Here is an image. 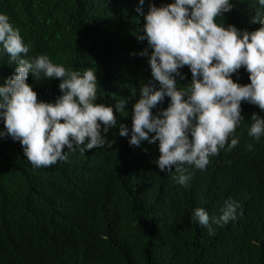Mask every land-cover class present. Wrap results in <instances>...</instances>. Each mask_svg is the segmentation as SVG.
Masks as SVG:
<instances>
[{
    "label": "trees",
    "instance_id": "trees-1",
    "mask_svg": "<svg viewBox=\"0 0 264 264\" xmlns=\"http://www.w3.org/2000/svg\"><path fill=\"white\" fill-rule=\"evenodd\" d=\"M173 2L0 0V13L29 47L25 58L47 55L81 74L96 69L94 102L115 106L123 98L128 111L117 113L103 146L65 149L66 159L40 168L6 135L0 117V264H264V135L257 140L248 134L253 114L264 119V111L242 101L243 120L233 134L238 144L210 157L204 170L184 165L190 177L184 185L175 169L158 168V142H128L139 87H160L148 57L139 55L152 51L139 39L144 14L150 5ZM229 2L231 10L218 23L240 31L260 26L253 22L264 15L258 0ZM14 71L0 45V86ZM179 71L184 78L175 79L182 89L192 77L187 66ZM231 78L250 83L243 66ZM26 82L39 101L55 102L61 95L58 79H36L29 72ZM121 124L128 136L119 135ZM232 201L239 204L236 218L215 223ZM196 208L209 215L211 232L193 219Z\"/></svg>",
    "mask_w": 264,
    "mask_h": 264
},
{
    "label": "clouds",
    "instance_id": "clouds-1",
    "mask_svg": "<svg viewBox=\"0 0 264 264\" xmlns=\"http://www.w3.org/2000/svg\"><path fill=\"white\" fill-rule=\"evenodd\" d=\"M258 3L264 7V0ZM231 8L229 0H174L160 7L150 5L144 14L139 39L146 40L152 51L139 55L148 57L152 78L160 87L150 83L139 87V98L130 112L128 142L136 147L142 141L158 142L155 163L160 171L175 169L180 173L177 180L181 185L190 178L183 174L184 165L204 170L210 157L226 145L231 150L238 144L233 134L243 120L242 101L264 111V15L253 17L258 28L240 31L217 22ZM0 45L9 63L15 65L14 74L0 86V117L6 135L19 141L32 166L49 167L66 159L65 149L85 151L103 146L110 128L117 125V113L128 112L123 98L115 106L94 102L99 85L96 69L88 68L81 74L53 63L47 55L25 58L29 47L3 13ZM184 66L192 78L178 89L175 77L184 78L179 71ZM242 66L250 80L243 86L231 78ZM29 72L36 79L60 81L61 95L55 102L38 100L26 82ZM165 96L170 98L168 106L154 114L152 109ZM251 121L248 134L258 140L264 135V119L253 114ZM119 135L128 136L129 128L121 124ZM238 207V203L228 202L214 222L235 219ZM193 219L209 226V215L203 208L193 210ZM208 230L212 231L210 226Z\"/></svg>",
    "mask_w": 264,
    "mask_h": 264
}]
</instances>
